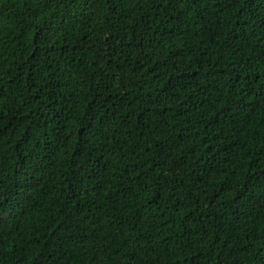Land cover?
Segmentation results:
<instances>
[{"label": "trees", "instance_id": "trees-1", "mask_svg": "<svg viewBox=\"0 0 264 264\" xmlns=\"http://www.w3.org/2000/svg\"><path fill=\"white\" fill-rule=\"evenodd\" d=\"M0 264H264V0H0Z\"/></svg>", "mask_w": 264, "mask_h": 264}]
</instances>
